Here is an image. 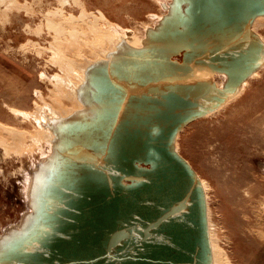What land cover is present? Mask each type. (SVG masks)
I'll return each mask as SVG.
<instances>
[{
  "label": "water",
  "instance_id": "95a60500",
  "mask_svg": "<svg viewBox=\"0 0 264 264\" xmlns=\"http://www.w3.org/2000/svg\"><path fill=\"white\" fill-rule=\"evenodd\" d=\"M167 10L141 48L120 44L88 68L86 109L51 128L32 212L0 241V264H211L204 190L177 136L264 65L251 30L264 0Z\"/></svg>",
  "mask_w": 264,
  "mask_h": 264
},
{
  "label": "rangeland",
  "instance_id": "374dc122",
  "mask_svg": "<svg viewBox=\"0 0 264 264\" xmlns=\"http://www.w3.org/2000/svg\"><path fill=\"white\" fill-rule=\"evenodd\" d=\"M81 1L89 12L103 11L115 31H130L136 44L168 12L167 0ZM56 10L80 13L73 0H0V122L17 130L11 132L14 147L8 154L0 146V241L32 212L34 183L51 154L43 134H30L35 113H59L50 107L55 104L54 75H66L67 66L59 64L87 57L71 48L60 53L58 38L52 46L55 31L46 26L45 13ZM256 30L264 37V23ZM62 101V107L74 105L67 98ZM12 108L25 115L12 114ZM177 148L209 185V219L221 264H264V68L221 109L188 123Z\"/></svg>",
  "mask_w": 264,
  "mask_h": 264
},
{
  "label": "bare ground",
  "instance_id": "6f19581e",
  "mask_svg": "<svg viewBox=\"0 0 264 264\" xmlns=\"http://www.w3.org/2000/svg\"><path fill=\"white\" fill-rule=\"evenodd\" d=\"M73 1L76 4H79L80 13L78 16H74L71 13L66 15L63 14L60 10H56L55 12L47 11L45 13V19L47 22L46 26L49 29L55 31L54 41L51 43L52 46L54 45L55 40L58 38L59 43H61V46H63L61 48L57 47L60 53H62V51H64L65 48L66 49L71 48L73 51L81 53V55L82 54L87 55L88 57V53H89L90 56V58L84 57V59H82L80 62L73 57L70 59L65 58L63 61L67 62V65L65 63H62V61L60 62L59 68L62 69L63 65L67 66L65 70L66 75L62 77L60 76V74L54 75L57 79L56 81L57 86L54 92L55 94L53 93L55 96L54 95L52 96V99L54 100L55 104H50L51 109L54 110L53 112L58 111L59 113L57 112L58 114H56V116L53 115L52 113H50V115L48 116V113L45 111L42 112H45V114L47 113V115H44L43 113L40 112L39 115L38 113H35L36 114L35 126L33 130L30 131V134L33 138H35V136L37 135L42 136L43 134V136L47 139V142L50 144V150L48 149L49 152L53 151L54 143L56 141L54 133L52 132L51 128H53L57 123L68 119L75 112L83 111L86 109V106L83 103L81 96L79 94V90L84 84L87 83L86 77H87L88 68L94 63L100 61H107L109 59V56L119 48L120 44L132 48H141L143 46L142 39H144V37L140 39L141 41H139V43L136 44L133 35L132 33H130V31L128 30L115 31V29L112 26V23L107 19L103 11L96 10L89 12L88 10H86L85 5L81 0H73ZM171 1L172 0H167L168 3L167 6L169 5V3H171ZM79 21L83 22V24H80ZM101 22L104 23V26L101 25ZM260 23H264V15H258L253 19L251 23V30L264 43V37L256 30V25ZM66 26L70 27V29L67 31H65ZM62 34H65L66 37L64 36L60 39L59 37ZM262 68H264V65L258 70ZM258 70L253 72L247 79H245L242 82L239 90L234 95L229 97L225 101V103H223L220 107L216 108L215 110L206 113L202 117L213 114L216 110L221 109L225 104H227L232 99H234L244 89V87L247 84V80L249 78H253L254 76H256ZM217 77H220L221 79L217 80ZM223 79L224 76L219 73H216L213 76V81L218 87L223 86V82H224ZM62 98L63 99L67 98L71 102H74V105L69 108L66 106H65L66 108L62 107V103H63ZM10 111L14 115H19V114L25 115V113H23L22 111H19L14 108L10 109ZM13 131H17V130L12 126L0 122V146L4 148L5 154H8V150L10 147H14L13 136L11 134V132ZM21 132L25 133V131H21ZM175 147H176V151L179 153L177 148V141ZM14 149L15 152H18L17 147ZM49 152L48 155L45 156V158L49 156L50 154ZM199 179L202 184L206 198L207 224H208V235L210 242L211 264H221L223 257L221 255V250L218 248L215 242L214 235L212 233V227L210 224V219H209L208 200H207L208 199L207 191L209 185L204 179L200 177ZM220 181H222V179Z\"/></svg>",
  "mask_w": 264,
  "mask_h": 264
}]
</instances>
